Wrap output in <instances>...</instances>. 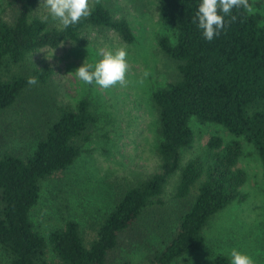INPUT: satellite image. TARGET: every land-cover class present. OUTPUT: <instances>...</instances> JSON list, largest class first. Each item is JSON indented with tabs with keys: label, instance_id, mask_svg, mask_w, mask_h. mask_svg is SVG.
Here are the masks:
<instances>
[{
	"label": "trees",
	"instance_id": "trees-1",
	"mask_svg": "<svg viewBox=\"0 0 264 264\" xmlns=\"http://www.w3.org/2000/svg\"><path fill=\"white\" fill-rule=\"evenodd\" d=\"M38 1L7 0L12 19H0V116L30 86L29 77L43 85L50 75L46 68L23 73L27 55L66 41L77 43L88 28L109 29L122 42L133 41L127 22L114 19L100 3L79 23L56 28L49 18L33 14ZM155 1L160 22L174 30L172 42L162 36L156 44L174 62L178 75L149 97L159 137L157 170L124 187L113 207L90 227L94 235L88 242L72 220L44 239L30 221L40 184L72 165L97 120L95 107L86 98L73 108L56 107L54 118L21 153L0 154V252L6 264H192L182 257L203 247V231L210 220L230 203L245 200L240 192L245 174L236 167L241 143L231 139L222 144L218 136H211L199 154L179 166L180 152L191 144L190 117L219 125L253 147L264 192V6L263 17L234 9L236 22L229 24L230 17H225V28L208 42L198 22L192 23L201 0ZM176 171L174 198H189L187 209L141 262L113 259L121 235L133 228L147 207L161 204L163 187ZM47 248L53 256L50 261ZM202 264L229 260L219 254Z\"/></svg>",
	"mask_w": 264,
	"mask_h": 264
},
{
	"label": "rangeland",
	"instance_id": "rangeland-1",
	"mask_svg": "<svg viewBox=\"0 0 264 264\" xmlns=\"http://www.w3.org/2000/svg\"><path fill=\"white\" fill-rule=\"evenodd\" d=\"M249 3L254 13L263 17L264 0H249ZM40 4L41 0L33 14L49 18L50 25L59 28V21L53 20ZM100 4L114 19L127 22L133 41L126 44L109 29L88 28L79 35L77 43L66 41L54 49L41 48L27 55L21 68L23 73L46 68L50 75L45 84L29 86L0 116V154H18L54 118L56 107L73 108L82 98L95 107L97 120L88 131L89 141L82 145L80 155L65 171L55 173L40 184L38 199L30 210V221L44 239L51 231L61 229L65 221L72 220L88 242L94 235L90 227L113 207L124 187L157 170L155 148L159 137L156 113L149 97L153 90L178 77L174 62L156 44L162 36L172 42L174 30L160 22L155 0H100ZM12 15V6L7 0H0V19L9 22ZM120 48L127 52L126 87L117 85L105 90L95 83L84 84L69 74L84 62L95 65L102 59V51L115 53ZM146 71L149 75L145 78ZM188 127L191 144L180 152L179 166L199 154L211 136L220 137L222 144L231 139L241 143L242 154L236 167L245 174V182L240 187L245 200L232 202L217 213L203 231V247L182 258L192 264H202L220 254L230 264V252L236 249L250 256L255 264H264V192L261 165L253 147L241 137L234 138L221 126L201 124L194 117L189 118ZM177 177L178 171L164 185L161 204L147 207L133 228L121 235L119 247L111 255L113 259L141 262L187 209L189 198H174ZM52 258L47 248L46 259ZM0 264H6L1 252Z\"/></svg>",
	"mask_w": 264,
	"mask_h": 264
},
{
	"label": "clouds",
	"instance_id": "clouds-1",
	"mask_svg": "<svg viewBox=\"0 0 264 264\" xmlns=\"http://www.w3.org/2000/svg\"><path fill=\"white\" fill-rule=\"evenodd\" d=\"M93 2L98 4L100 0H41L40 6L43 5L47 9L53 20L59 21L64 28H68L91 15ZM234 9H244L249 14L254 13L249 0H201L192 23L198 22V28L202 30L204 39L211 42L225 28V17H230L229 24L236 22L237 16L232 15ZM101 55L102 59L95 65L84 62L83 66L69 74H74L84 84L95 83L105 90L117 85L126 87L129 68L126 50L120 48L115 53L102 51ZM143 75L146 78L149 72L146 71ZM143 82V79L139 81L141 84ZM27 83L35 86L38 80L36 77H29ZM230 264H255V262L250 256L232 249Z\"/></svg>",
	"mask_w": 264,
	"mask_h": 264
}]
</instances>
